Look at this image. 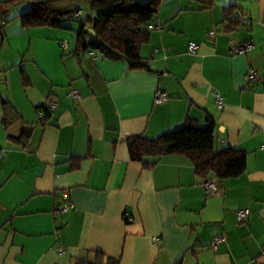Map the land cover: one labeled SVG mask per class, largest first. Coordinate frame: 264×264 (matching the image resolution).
I'll return each mask as SVG.
<instances>
[{
    "label": "crops",
    "instance_id": "1",
    "mask_svg": "<svg viewBox=\"0 0 264 264\" xmlns=\"http://www.w3.org/2000/svg\"><path fill=\"white\" fill-rule=\"evenodd\" d=\"M227 2L158 0V28L137 68L77 47L73 30L24 26L14 15L25 4L0 19V264H264V18L257 0ZM232 3L248 24L225 31ZM246 42L254 47L232 51ZM250 69L258 76L246 83ZM159 90L168 100L156 104ZM50 98L57 105L45 112ZM188 117L214 122L216 150L244 152L243 173L203 178L177 153L131 158L130 140ZM18 120L21 133L9 135ZM204 180L217 188L205 193ZM64 203L71 208L61 212ZM242 208L249 214L238 222Z\"/></svg>",
    "mask_w": 264,
    "mask_h": 264
},
{
    "label": "trees",
    "instance_id": "2",
    "mask_svg": "<svg viewBox=\"0 0 264 264\" xmlns=\"http://www.w3.org/2000/svg\"><path fill=\"white\" fill-rule=\"evenodd\" d=\"M58 0H5L0 2V19L20 5H26L14 15L24 26H51L73 30L76 33L77 47H90L109 59H121L131 67H144L140 56V46L148 39V24L158 10V0H67L65 5H58ZM205 7H211L214 0H197ZM80 4L86 6L85 14L70 19L69 15L80 11ZM235 3L223 7L224 30L231 31L240 25H247L241 20L247 18L244 12L236 14ZM5 22V20H4ZM74 25V26H73ZM86 27L94 30L95 37L85 31ZM45 112H49L43 106ZM43 110L42 116L43 117ZM41 119V118H40ZM215 125L209 121L206 127H200L195 119L187 118L182 127L157 136L154 139L133 138L128 142L132 159L143 156L161 157L167 154H183L194 165L196 174L206 178L214 174L219 179L239 176L245 169V154L242 150L226 147L214 148ZM79 264H118L115 259L107 258L103 263L84 261Z\"/></svg>",
    "mask_w": 264,
    "mask_h": 264
},
{
    "label": "built area",
    "instance_id": "3",
    "mask_svg": "<svg viewBox=\"0 0 264 264\" xmlns=\"http://www.w3.org/2000/svg\"><path fill=\"white\" fill-rule=\"evenodd\" d=\"M81 14L80 11H76L75 13L69 15V18L70 19H74V18H77L79 17ZM242 23H245L247 22L246 19H242L241 20ZM4 24V20H0V25H3ZM261 24H264V22H262ZM154 28H158L156 26H154L152 23L148 24L147 26V29L148 30H151V29H154ZM215 32L214 31H209L208 34L209 35H213ZM253 44L250 43V42H246L240 46H236L233 48V52L234 53H244V52H247L249 50H251L253 48ZM188 52L190 53H194L196 52V50L198 49V44H196L195 42H189L188 43ZM258 76V72L255 70V69H250L247 73L244 74L243 78L245 80L246 83L248 82H251V81H254L256 80ZM70 95L75 99V100H79L80 99V94L78 93L77 90L75 89H72L70 90ZM213 97H214V102L217 106L218 109H221L223 107V101H222V98L220 96V94H218L217 92H213ZM168 100V94L166 91H163V90H159L157 93H156V96L154 98V102L156 104H159V103H163V102H166ZM57 105V102L54 100V99H48L46 102H45V106H46V109L48 111H53L55 109ZM42 116V111L38 110V117H41ZM201 187L202 189L204 190L205 193H208V192H211L213 190H215L217 188V182L215 180H204L201 182ZM65 197V196H64ZM71 208V205L69 203H64L63 205L59 206L58 207V210L61 211V212H66L68 211L69 209ZM248 214H249V209L248 208H242L240 210H238L236 212V218L238 220V222H242V221H245L248 217ZM127 219L130 220L129 217H127ZM153 240H157V237H152ZM224 240V235L220 234V235H216L211 241H210V246L215 249L217 244L221 241ZM58 252H63L64 248L62 246H58L57 248Z\"/></svg>",
    "mask_w": 264,
    "mask_h": 264
},
{
    "label": "water",
    "instance_id": "4",
    "mask_svg": "<svg viewBox=\"0 0 264 264\" xmlns=\"http://www.w3.org/2000/svg\"><path fill=\"white\" fill-rule=\"evenodd\" d=\"M140 2L144 3L147 0H139ZM258 1V9H259V14L261 18H264V0H257ZM85 31L88 32L91 36L95 37L94 30L90 27H86ZM22 130V122L20 120L14 122L11 124L8 129L7 133L9 135L17 137Z\"/></svg>",
    "mask_w": 264,
    "mask_h": 264
},
{
    "label": "rangeland",
    "instance_id": "5",
    "mask_svg": "<svg viewBox=\"0 0 264 264\" xmlns=\"http://www.w3.org/2000/svg\"><path fill=\"white\" fill-rule=\"evenodd\" d=\"M223 0H217V5H220V3L219 2H222ZM239 2V1H238ZM241 2H243V1H240L239 3H241ZM229 2H227V0H226V4H228ZM225 4V5H226ZM215 7H216V5H215ZM80 9L82 10V14H85V12H86V6L84 5V4H80Z\"/></svg>",
    "mask_w": 264,
    "mask_h": 264
}]
</instances>
